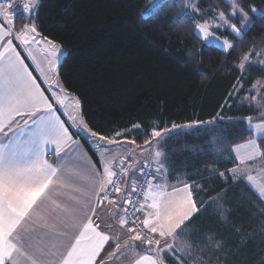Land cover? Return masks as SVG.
<instances>
[{
  "label": "trees",
  "instance_id": "trees-1",
  "mask_svg": "<svg viewBox=\"0 0 264 264\" xmlns=\"http://www.w3.org/2000/svg\"><path fill=\"white\" fill-rule=\"evenodd\" d=\"M238 2L252 20L257 18L250 8L264 12V0ZM150 3L39 0L31 23L66 50L58 77L81 101L92 131L108 137L120 132L145 146L151 131L198 125L158 147L169 181L191 185L198 209L181 237L200 264H264V200L247 181L231 179L237 162L228 160L254 136L247 118L260 123L264 113V21L243 40L230 28L213 29L232 42L225 51L206 44L195 25L210 23L221 12L229 17V0H165L147 15ZM230 21L241 25L240 17ZM25 23L22 10L14 27ZM209 121L215 126H207ZM82 142L100 167L92 147ZM259 147L264 152V137ZM166 261L178 264L171 256Z\"/></svg>",
  "mask_w": 264,
  "mask_h": 264
},
{
  "label": "snow or ice",
  "instance_id": "snow-or-ice-1",
  "mask_svg": "<svg viewBox=\"0 0 264 264\" xmlns=\"http://www.w3.org/2000/svg\"><path fill=\"white\" fill-rule=\"evenodd\" d=\"M162 2L153 4L152 8L159 9ZM192 7L195 9L196 5ZM229 7L230 16L225 17L221 12L219 19L240 40L258 21H264V12H257L255 7L250 11L257 19H250L238 0H233ZM19 8L29 23L14 31L13 17ZM38 9L39 0H21L20 5H16L15 0H0V264H98V258L99 264H104L105 260L117 264L119 257L129 252L139 253L135 264H164L160 254L178 252L175 239L185 233L194 222L193 214L198 211L190 186L184 184L173 188L170 193L167 191L159 151L154 153V161L149 163L146 160L132 170L128 179H123L135 161L126 164L124 159L116 161L114 157H105V153L118 151L109 146L120 141L92 131L72 112L58 111L68 108L66 100L76 109L80 104L78 98L61 88L57 79L59 46L47 38L41 41L37 28L31 23ZM237 15L241 17L240 27L229 23ZM221 26L218 24L216 28ZM195 27L202 34L203 41H215L225 50L233 48L228 40L220 41L207 22ZM13 41L28 46V55L47 88L41 87V82L33 75L26 58L17 51ZM33 43L47 44L41 48L46 71L32 55ZM243 59L248 60V56ZM243 67L241 63L240 68ZM61 115H67L72 127L84 131L96 145L100 168L82 156L75 160L74 173L66 172V163L58 167L49 162V155L62 162H72L79 152V144L73 141V133ZM260 121L252 127L253 120L248 117L249 130L264 133V113ZM207 126L214 127L215 124L209 121ZM162 131L168 133L169 130H154L148 134L153 139H166L167 136L162 137ZM161 139H156V144L159 145ZM151 142L146 141V144ZM73 143L76 148L71 147ZM249 144L251 147L239 156L241 164L256 159L258 146L255 141H249ZM68 148L71 151H65ZM260 155L264 156V152ZM117 163L119 172L113 170ZM231 173L233 180L243 176L247 181L257 183L243 170L233 168ZM110 190L116 194L124 191L125 195L110 198ZM258 192L264 197V183L259 184ZM105 201L119 209L111 224L115 226L118 220L120 228L128 225L127 232L131 234L123 242L117 236L114 247L109 246L107 251L104 249L111 235L103 230L104 221L97 215V209ZM105 211L111 213L110 208ZM128 240L139 244H129ZM122 247L124 251H121ZM187 247L192 250L190 245ZM101 252H104L103 256ZM180 259L182 257L177 256L178 264Z\"/></svg>",
  "mask_w": 264,
  "mask_h": 264
},
{
  "label": "rangeland",
  "instance_id": "rangeland-1",
  "mask_svg": "<svg viewBox=\"0 0 264 264\" xmlns=\"http://www.w3.org/2000/svg\"><path fill=\"white\" fill-rule=\"evenodd\" d=\"M165 0H163L164 2ZM162 2V0H151V3H150V9H149V12L147 13V15L151 14L152 12H154L155 10L157 9H153L152 8V5L153 4H160ZM162 2V3H163ZM229 2L232 4L233 3V0H229ZM21 3V0H15V4L16 5H20ZM193 4L190 5V9L191 10H194V8L192 7ZM22 9V8H20ZM22 11V10H21ZM226 17V16H225ZM240 16L237 15L235 17H232L233 20L236 19V18H239ZM241 18V17H240ZM200 23H203L201 21H199ZM233 22V21H232ZM231 21H229V23H232ZM34 24V23H33ZM209 25V29L211 31H213V29H217L216 28V25L218 24H222L221 27H219V29H225V28H229V26L227 24H223V22L219 19V15L216 16V18L214 19V21L210 22V23H207ZM35 27H36V24H34ZM241 26V25H240ZM197 33L198 35L202 38V34L198 32L197 30ZM216 35V34H215ZM218 36V35H216ZM220 41H223V40H228L230 43H232L229 39L227 38H223V37H220L218 36ZM51 41V40H50ZM53 42V41H52ZM205 42V41H204ZM55 44H57L59 46V49H60V53L61 55L59 56V62L58 64L56 65V70H57V79L60 81V86L63 90H65L70 96H73V97H76L78 98L76 95L72 94L71 92L67 91L63 85V83L61 82V80L59 79L58 77V72H59V67L66 55V50L58 43L54 42ZM206 44L208 45H215V46H218L219 48L220 45L218 43H216L215 41H212L211 43H208V42H205ZM42 46L44 47H47V44L46 43H43ZM222 49V48H221ZM225 50V49H223ZM230 49H227L225 51H229ZM250 58H248L247 61H249ZM53 84V87L55 86V82L53 81L52 82ZM48 87V85H47ZM79 100V99H78ZM66 103L69 104L68 108L65 109L66 112H72L74 115L77 116V119H80L82 118L83 121L84 118L82 116V108H81V101L79 100V104H80V107L79 109H76L75 108V105L74 104H71L69 103L67 100H66ZM64 110V112H65ZM86 122V121H85ZM87 124V123H86ZM257 123L253 124L252 127H255ZM88 125V124H87ZM176 127H170V128H167L168 133H165L162 131V137L163 136H171L173 134H177V133H180V132H184V131H188V130H191L195 127H197L198 125L197 124H182V125H175ZM264 137V133H254V136L249 140V141H255L256 144H257V154H256V159L254 161H250V160H245L244 163H240V160H239V156H242L244 154V152L247 150V148H250L251 145L249 144V142H247L246 144H242V145H239L237 147H235L228 155V160H233L235 162H237V166H235L234 168H237L238 171H241L243 170L245 173L247 174H251L254 178H255V181L257 183L253 184L249 181H247V179L245 177H240L239 179H243L245 181H247L253 188L254 190L258 193L259 195V192H258V186L259 184L261 183H264V160L262 158V156L260 155L261 153V150H260V147H259V140L261 138ZM156 139H161V138H155L153 139L152 138V142L148 145H145L143 150H140L142 146L140 145H135V148L132 146L131 147V144L129 143H125V144H121V145H117V146H109L111 147L112 149L114 150H118L116 151L115 153L113 152H109V153H105V157L108 158V159H111L113 158V156H116L118 154L119 157H132L134 160L135 158L138 159L139 157H143V158H150V156H152L153 158V161L155 160V156H154V153L156 151H159L161 152L158 147L159 145L156 144ZM164 139H161V142L163 141ZM93 148L97 150L98 152V149L96 147V145L93 143ZM162 153V156H161V160L163 161V164H164V154L163 152ZM131 154V155H129ZM128 159V158H126ZM131 159V158H130ZM125 160V159H124ZM132 160V159H131ZM146 161V160H145ZM144 161V162H145ZM148 162L151 161L150 159L147 160ZM144 162H142L141 164H143ZM230 175H232L231 173V170H230ZM237 179V180H239ZM184 184H187L185 182H179L178 184H173L172 186H170V188L168 189V192L170 193L172 191L173 188H176V187H183ZM188 185V184H187ZM190 188H189V191L192 192V189H191V185H189ZM260 196V195H259ZM261 197V196H260ZM192 198H193V193H192ZM263 200H264V197H261ZM194 200V199H193ZM111 208L113 210H116L118 212V209L115 208V207H112ZM197 212V211H196ZM195 212V213H196ZM194 213V214H195ZM193 214V216H194ZM125 232H126V236L129 237L131 234L127 232V227L125 226L124 228ZM132 243L134 244H139V242H134L132 241ZM189 243L186 239H184V237L182 238L181 235H178L175 239V246L177 247L178 249V252L175 253V254H172V253H161L160 254V258L164 260V264H168L167 263V257L168 256H171L173 259H175L177 261V256H180L182 257V259L179 260V264H200V262L198 261V259H196L191 251H189L188 249V246ZM137 255V252H129L127 254H125L124 256H120L119 259L117 260V264H128L131 260L130 258H133L134 256ZM119 256V255H118ZM178 263V261H177ZM108 264H112V261L109 262ZM134 264V263H133Z\"/></svg>",
  "mask_w": 264,
  "mask_h": 264
},
{
  "label": "crops",
  "instance_id": "crops-1",
  "mask_svg": "<svg viewBox=\"0 0 264 264\" xmlns=\"http://www.w3.org/2000/svg\"><path fill=\"white\" fill-rule=\"evenodd\" d=\"M21 10H22V9L19 8V9L16 11L15 16H16ZM15 16H14V18H15ZM36 28H37V31H38V33H39V30H38L37 25H36ZM21 29H22V28H21ZM14 31H18V30H16L15 27H14ZM6 38H10V37H6ZM39 39H40L41 41H44L45 38H43V37L40 35V33H39ZM47 40H48V39H47ZM13 43H14L15 45L18 44V45L21 47V49L23 50V52L25 53V55H26V59H27V60L25 59V62L29 64L30 69H33V70H34V71H33V75H35V76L37 75V76H38L37 80H38V82H41V87H42V88H47V84H44V83L42 82L43 77H41L40 73H39L38 71L35 70V69H36V64L31 60V58H30L29 55H28V53H29V48H28V46L23 45V44L20 43L19 41H13ZM42 47H44V46H42V44H41V45H37V44L33 43V44L31 45V51H32V55H34V56L36 57L37 62H39L40 65H41V67H44V68H45V71H46V62H45L44 59H43V53H42V51H41V48H42ZM17 51L20 52V50L18 49V47H17ZM20 54H21V52H20ZM21 56L23 57L22 54H21ZM31 67H32V68H31ZM37 76H36V77H37ZM46 94H47V93H46ZM64 110H65V109H63V108L58 109V111L61 112V113H65L66 110H65V112H64ZM18 119H19V118H18ZM61 119H63V120L65 121L66 126H68L70 132L73 133V141L78 142V144H79V152H78V154H77V157H75V158L73 159L72 162H62V161L57 160L54 156H51V155H49V156L47 157L48 160H49V162H50V163H54V164H55L56 166H58V167H59L62 163H66V164H68V166H67V168H66V172H67V173H74L75 170H76L75 160L78 159V158H80V157L82 156V157L88 158V163L92 164V165H93L94 167H96V168H100V167L96 164V162H95L94 159L92 158L91 154L87 151L86 147L84 146V144H83V142H82V139L86 140V141L89 143V145L92 147V149L94 150V152L97 154L98 152H97L96 149L93 148V146H92L93 143H92L91 139L89 138V136L86 135L84 131H79L76 127H72V121L68 118L67 115H61ZM87 127L89 128L88 125H87ZM89 129H90V128H89ZM105 137L108 138V139H114V140H118V141H120V143H118V144L110 145V146H112V147L117 146V145H121V144H125V143H129V141H132V140H129V139H127V138H126V139L123 138V133H120V132H119V135H117V133H116L114 136H111V137L105 136ZM105 142H106V141H105ZM129 144H131V147L133 146L134 148H135V145H137V144H135V143H129ZM71 147H72V148H76V143H73ZM143 148H144V146H142L140 150H143ZM49 151H51V147L49 148ZM65 151H71V148L65 149ZM61 155H63V152H61ZM113 157L115 158L116 161H119V160H121V159H126V158H128V159L131 158L132 160H134L132 157H119L118 154H117L116 156H113ZM111 159H112V158H111ZM148 159H150L151 161H153L152 156H150V158H143V157H139L138 159L135 158V160H134L135 162H134V163H136V167H134V169L137 168V167H139V165H140L142 162H144L145 160H148ZM118 165H119L118 163L114 165V168H113L114 171L117 170ZM131 173H132V172H131ZM130 175H131V174H130ZM74 178H75V177H74ZM163 178H164V182H165V184L168 186V189H169L170 186H172L173 184H176V183L178 184V183H179V182H174V183H173V182L169 181V179H168V171H167V168L165 167V164H163ZM168 189H167V191H168ZM106 208H110V209H111V213L105 211ZM116 213H117L116 210H113V209L111 208V206L106 205V204L101 205V206L97 209V215L100 217L101 220L104 221V223L102 224V228H103V230L111 235V238H110L108 244L105 245V249H104V251H107L108 248H109V246H113V247H114V243H115V240H116V237H117V236H119V239H120L121 242H123L124 240H126V239L128 238V237L125 235V234H126V232H125V230H124L125 226H124L123 228H120L118 220H117L115 226H113V225L111 224V220L115 218ZM94 219H95V217H94ZM128 243H129V244H134V243H132L131 240H128ZM121 251H124L123 247L121 248ZM103 255H104V252H101V256H103ZM117 255H119V253H118ZM138 258H139V253H137V255L134 256L133 258H130L131 261H130L128 264H133V263L135 264V260L138 259ZM113 259H115V258H113ZM109 262H111V260H105L104 264H108ZM98 264H99V258H98Z\"/></svg>",
  "mask_w": 264,
  "mask_h": 264
},
{
  "label": "built area",
  "instance_id": "built-area-1",
  "mask_svg": "<svg viewBox=\"0 0 264 264\" xmlns=\"http://www.w3.org/2000/svg\"><path fill=\"white\" fill-rule=\"evenodd\" d=\"M129 161H131V159H125V163H126V164H127ZM151 162H152V161H149V163H151ZM133 166H134V163H132V164H131V167H129V169H128V175L130 174V171H131V169H132ZM116 171H117V172L120 171V167H119V165H118ZM128 175L124 176L123 179H126ZM121 186L123 187V185H121ZM101 195H103V193H101ZM124 195H125V192H124V191H122V192L119 193V194H116V193H114V192H111V190H110V198H116V199H118V198H122ZM104 204L108 205V204H107V201H105ZM109 206H112V205H109ZM112 207H114V206H112ZM115 208H117V207H115ZM117 209H118V208H117ZM118 211H119V209H118ZM137 215H139V213H137ZM125 226L128 227V225H125Z\"/></svg>",
  "mask_w": 264,
  "mask_h": 264
}]
</instances>
